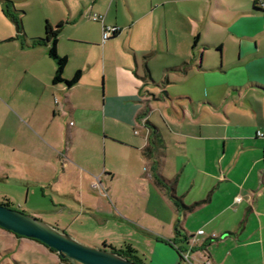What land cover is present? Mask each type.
Returning a JSON list of instances; mask_svg holds the SVG:
<instances>
[{"label":"crops","instance_id":"1","mask_svg":"<svg viewBox=\"0 0 264 264\" xmlns=\"http://www.w3.org/2000/svg\"><path fill=\"white\" fill-rule=\"evenodd\" d=\"M63 1L67 12L28 17L0 0V199L30 206L23 211L87 244L165 252L159 240L189 264L203 260L191 249L205 232L197 225L202 231L190 233L191 212L207 222L251 216L259 243L264 136L254 131L264 127V5L255 4L264 0ZM45 20L62 22V75L80 70L70 86L51 81L48 42H33ZM102 25L116 26L114 39L101 41ZM152 127L163 149L158 171L174 179L183 208L153 181L142 153Z\"/></svg>","mask_w":264,"mask_h":264},{"label":"rangeland","instance_id":"2","mask_svg":"<svg viewBox=\"0 0 264 264\" xmlns=\"http://www.w3.org/2000/svg\"><path fill=\"white\" fill-rule=\"evenodd\" d=\"M14 4L18 9L24 8L28 17L41 15V13L45 12H48V14L49 12L56 13L59 8L62 9V11L64 10L67 12L66 3L63 0H14ZM261 4L264 5V3L258 1L255 6H263ZM65 16L66 15H64L62 19H64ZM114 38L115 37L113 36L108 39L111 40ZM155 89L151 90L155 91ZM156 92L157 96L160 98L163 96V93L159 90H156ZM149 100L151 103H157L160 101L158 98L155 99L151 95H149ZM22 205L23 206L19 207L22 210L23 208L26 210L31 208L30 206ZM12 207L17 208L18 206L15 203H12ZM26 212L29 213L28 211ZM32 215L44 220L42 215ZM186 223L190 226L189 230L191 234L197 233V225L203 227V230H205L203 235H199L204 239L202 247L198 248L196 252H192L193 250L191 251V254L203 257V260L199 257V261L194 258L197 262L201 261L200 264H209L210 261L212 262L211 257H208V252L213 259H215V262L213 261L212 264H264V227L261 236L257 237L259 243L252 242L251 239L252 237H255V235H251L249 232L255 225V222L251 220V216L248 217L245 223L242 221L241 216L239 218L229 216L227 219L218 216L207 222L202 216H198L191 212V217L186 220ZM226 224L232 226L230 233L226 232ZM243 224H245L244 227H242ZM86 231H88V229ZM77 240L87 244L80 239ZM116 240H121V237ZM200 242H203L202 239ZM157 243L166 246L168 249H165V252L150 249L149 246H146L145 249H136L141 261L148 264H160L158 260H161L163 264H189L186 260L179 259L176 250L167 242H161L158 240ZM0 249H15L3 253L0 250V258L2 260L6 259L10 264H69L64 260H59L57 254L54 251H49V248L41 242L36 240L30 241L26 237L17 240L1 227ZM38 249L47 250L40 252Z\"/></svg>","mask_w":264,"mask_h":264},{"label":"water","instance_id":"3","mask_svg":"<svg viewBox=\"0 0 264 264\" xmlns=\"http://www.w3.org/2000/svg\"><path fill=\"white\" fill-rule=\"evenodd\" d=\"M0 227L15 234L37 239L60 257L81 264H148L128 259L105 243L90 246L78 241L63 229L21 209L0 203Z\"/></svg>","mask_w":264,"mask_h":264},{"label":"trees","instance_id":"4","mask_svg":"<svg viewBox=\"0 0 264 264\" xmlns=\"http://www.w3.org/2000/svg\"><path fill=\"white\" fill-rule=\"evenodd\" d=\"M11 16L13 17V19L18 24L19 23L18 17H15L13 14H11ZM61 24H62V22L59 21V22L51 25L48 21L45 20L44 24H43V34L39 37L33 38V42L34 43H40V42L46 43V42H48L47 54L53 59L54 64H55L54 71H53L52 76H51V81L52 82H63L66 86H70L74 82H76V80L78 79V77L80 75V70L76 69L69 78H65L62 75L63 68H64V65L66 63V55L60 54L56 50V37H57L58 32L60 31ZM116 32H117V29L112 31V33L110 34V36L108 38L113 37L116 34ZM142 153L146 158H149V160H150V170H151V175L153 177V181L156 184H158V185H160L166 189L167 194L172 199L174 204L178 205V207H180V208L185 207V205L182 204V202H180V199L173 194L174 179L173 178L172 179L163 178V176L160 175V173L158 171V165H159V161H160L159 157H160V155L163 154V149H162V144H161V142H159V139L157 138V135H156L153 127L148 133V144L143 146ZM0 203L7 205L9 207H12L11 201H9L5 197H2L0 199ZM177 231L178 230L176 229V233H177ZM16 235H18V234H16ZM34 240L38 241L37 239H34ZM102 243H105V242H102ZM105 244L108 245L109 247H111L118 254H120V255L128 258V259L135 260V261L141 260L139 255L136 252V249L127 241H123L122 243H120L117 246H114V245H111L108 243H105ZM46 247H48V246H46ZM48 248L50 250L54 251V249H52L51 247H48ZM175 249H176L178 256H180L181 249H179V248H175ZM191 250H193V249H191ZM59 258H60V260H64V261L68 262L69 264H81L79 262L70 261L66 257H60L59 256Z\"/></svg>","mask_w":264,"mask_h":264},{"label":"built area","instance_id":"5","mask_svg":"<svg viewBox=\"0 0 264 264\" xmlns=\"http://www.w3.org/2000/svg\"><path fill=\"white\" fill-rule=\"evenodd\" d=\"M101 14H98V13H91L90 17L92 19H95V20H100L101 21ZM116 26L114 25H102L101 27V41L103 42L104 40H106L110 34L112 33V31L116 30ZM255 135L256 136H264V127H261V128H256L255 131H254ZM97 181L96 179L94 181L91 182V185L93 186H96L97 185ZM202 229H197V233L201 232ZM182 256L184 258L185 257V254L182 253Z\"/></svg>","mask_w":264,"mask_h":264}]
</instances>
